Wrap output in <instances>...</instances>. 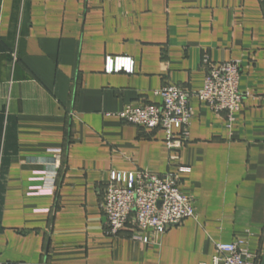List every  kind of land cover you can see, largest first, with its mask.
<instances>
[{
    "label": "crops",
    "instance_id": "obj_1",
    "mask_svg": "<svg viewBox=\"0 0 264 264\" xmlns=\"http://www.w3.org/2000/svg\"><path fill=\"white\" fill-rule=\"evenodd\" d=\"M205 54L240 62L244 100L229 126L194 97L171 162L162 130L117 114L161 102L167 84L201 90ZM108 57L133 70L107 71ZM52 149L55 190L33 193ZM138 168L177 173L196 211L149 243L106 234L101 208L111 171ZM237 240L260 264L263 0H0V264H212L217 243Z\"/></svg>",
    "mask_w": 264,
    "mask_h": 264
},
{
    "label": "built area",
    "instance_id": "obj_2",
    "mask_svg": "<svg viewBox=\"0 0 264 264\" xmlns=\"http://www.w3.org/2000/svg\"><path fill=\"white\" fill-rule=\"evenodd\" d=\"M203 66L206 76L201 90L167 84L155 91L161 97V102L128 106L117 114L123 122L139 128L162 130L171 162L180 158V150L189 140L194 114L191 102L194 97L207 104L212 111L225 114L229 126L235 121V114L243 103L239 61L216 63L205 54ZM106 70L131 72L133 68L129 58L108 57ZM49 152L51 157L46 161L45 169L38 172L42 183L33 187V193H53L55 190L62 149ZM179 170L184 171L186 167L180 166ZM101 208L105 215L106 234L117 236L130 229L133 238L148 243L156 241L169 227L180 225L185 219L196 216L193 200L179 188L177 173L158 175L141 168L131 171L112 170ZM147 229L152 230L151 238L143 236ZM246 245L244 240L217 243L212 264H259L251 260L252 255Z\"/></svg>",
    "mask_w": 264,
    "mask_h": 264
},
{
    "label": "water",
    "instance_id": "obj_3",
    "mask_svg": "<svg viewBox=\"0 0 264 264\" xmlns=\"http://www.w3.org/2000/svg\"><path fill=\"white\" fill-rule=\"evenodd\" d=\"M263 2H264V0H263ZM260 264H264V256H263V259H262Z\"/></svg>",
    "mask_w": 264,
    "mask_h": 264
},
{
    "label": "trees",
    "instance_id": "obj_4",
    "mask_svg": "<svg viewBox=\"0 0 264 264\" xmlns=\"http://www.w3.org/2000/svg\"><path fill=\"white\" fill-rule=\"evenodd\" d=\"M61 169H62V165H61V168H60V170H59V174L61 173Z\"/></svg>",
    "mask_w": 264,
    "mask_h": 264
}]
</instances>
